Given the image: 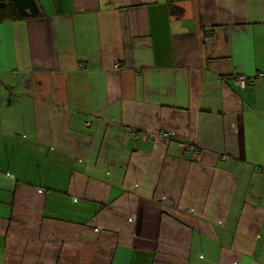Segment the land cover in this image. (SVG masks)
<instances>
[{
	"label": "crops",
	"instance_id": "crops-1",
	"mask_svg": "<svg viewBox=\"0 0 264 264\" xmlns=\"http://www.w3.org/2000/svg\"><path fill=\"white\" fill-rule=\"evenodd\" d=\"M37 3L0 23V264H264V0Z\"/></svg>",
	"mask_w": 264,
	"mask_h": 264
},
{
	"label": "trees",
	"instance_id": "trees-1",
	"mask_svg": "<svg viewBox=\"0 0 264 264\" xmlns=\"http://www.w3.org/2000/svg\"><path fill=\"white\" fill-rule=\"evenodd\" d=\"M41 14L37 0H0V23L35 19Z\"/></svg>",
	"mask_w": 264,
	"mask_h": 264
},
{
	"label": "built area",
	"instance_id": "built-area-1",
	"mask_svg": "<svg viewBox=\"0 0 264 264\" xmlns=\"http://www.w3.org/2000/svg\"><path fill=\"white\" fill-rule=\"evenodd\" d=\"M238 83L240 84L241 87H246L248 84H252L253 80L246 79L245 77L241 76L240 79L238 80ZM164 135L167 136V134H164ZM261 170H263V169H261Z\"/></svg>",
	"mask_w": 264,
	"mask_h": 264
},
{
	"label": "rangeland",
	"instance_id": "rangeland-1",
	"mask_svg": "<svg viewBox=\"0 0 264 264\" xmlns=\"http://www.w3.org/2000/svg\"><path fill=\"white\" fill-rule=\"evenodd\" d=\"M117 66H116V68H119V64H116Z\"/></svg>",
	"mask_w": 264,
	"mask_h": 264
}]
</instances>
